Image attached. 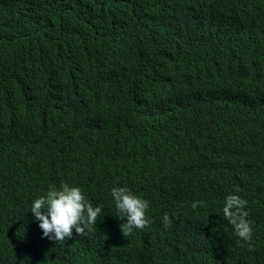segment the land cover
<instances>
[{
  "label": "trees",
  "instance_id": "obj_1",
  "mask_svg": "<svg viewBox=\"0 0 264 264\" xmlns=\"http://www.w3.org/2000/svg\"><path fill=\"white\" fill-rule=\"evenodd\" d=\"M117 178L149 201L135 236ZM61 181L102 214L57 243L30 207ZM0 264H264V0H0Z\"/></svg>",
  "mask_w": 264,
  "mask_h": 264
},
{
  "label": "clouds",
  "instance_id": "obj_2",
  "mask_svg": "<svg viewBox=\"0 0 264 264\" xmlns=\"http://www.w3.org/2000/svg\"><path fill=\"white\" fill-rule=\"evenodd\" d=\"M115 183L116 186L111 188L110 194L114 201L116 218L124 221L119 229L124 237L132 233L133 236L140 234L143 232L141 230L153 223L147 215L149 201L135 194L127 185L119 186L118 178ZM236 192H239L238 188ZM247 203L241 196L229 193L224 198L222 212L224 219L233 227L234 234L240 241L246 242L248 250L251 251L254 250L253 229L248 220ZM204 206L203 200H194L191 203L193 210ZM30 212L39 221L43 237L64 243L73 236V230L78 236H89L102 214V206L94 205L81 187L61 181L59 186L50 185L46 194L34 199ZM172 223L173 219L165 212L162 218L164 231ZM142 251L151 252L149 249Z\"/></svg>",
  "mask_w": 264,
  "mask_h": 264
}]
</instances>
